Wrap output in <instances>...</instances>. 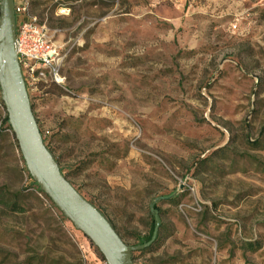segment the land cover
I'll list each match as a JSON object with an SVG mask.
<instances>
[{
  "label": "rangeland",
  "instance_id": "obj_1",
  "mask_svg": "<svg viewBox=\"0 0 264 264\" xmlns=\"http://www.w3.org/2000/svg\"><path fill=\"white\" fill-rule=\"evenodd\" d=\"M29 1L61 51L62 84L29 86L46 145L127 244L159 211L135 264H264V0ZM5 117L0 264H107Z\"/></svg>",
  "mask_w": 264,
  "mask_h": 264
},
{
  "label": "water",
  "instance_id": "obj_2",
  "mask_svg": "<svg viewBox=\"0 0 264 264\" xmlns=\"http://www.w3.org/2000/svg\"><path fill=\"white\" fill-rule=\"evenodd\" d=\"M0 86L9 124L28 172L40 190L97 247L107 264H135L134 254L151 248L158 239L159 211L152 208L156 219L152 240L143 245H129L66 178L45 143L19 62L15 0H0Z\"/></svg>",
  "mask_w": 264,
  "mask_h": 264
},
{
  "label": "built area",
  "instance_id": "obj_3",
  "mask_svg": "<svg viewBox=\"0 0 264 264\" xmlns=\"http://www.w3.org/2000/svg\"><path fill=\"white\" fill-rule=\"evenodd\" d=\"M15 10L17 53L28 91L29 86L47 78L61 85V51L51 41L47 27L32 16L29 0H15ZM4 106L0 86V109Z\"/></svg>",
  "mask_w": 264,
  "mask_h": 264
},
{
  "label": "trees",
  "instance_id": "obj_4",
  "mask_svg": "<svg viewBox=\"0 0 264 264\" xmlns=\"http://www.w3.org/2000/svg\"><path fill=\"white\" fill-rule=\"evenodd\" d=\"M4 110H5V114H6V117H5V123L6 124H8V129L11 131V132H13L12 131V128H11V126L9 125V118H8V113H7V111H6V108H5V106H4V108H3ZM13 138H14V140L17 142V140H16V137L14 136V134H13ZM18 143V142H17ZM18 147V149L20 150V148H19V145L17 146ZM49 148V147H48ZM49 150L52 152V150L49 148ZM53 153V152H52ZM56 158V157H55ZM24 160V159H23ZM58 161V160H57ZM58 163H59V161H58ZM59 165H60V163H59ZM60 167H61V165H60ZM62 169V172L64 173V169L63 168H61ZM25 170L26 171H28V169L27 168H25ZM65 175V174H64ZM66 176V175H65ZM66 178H67V176H66ZM68 179V178H67ZM29 180L32 182V184L33 185H35V186H38L35 182H34V180L32 179V177L30 176V174H29ZM39 193L42 195V196H45L46 198H48L41 190H40V188H39ZM0 206H3V207H8V203H6L5 202V200H4V197L3 196H1L0 195ZM12 211H17V209L16 208H14ZM112 224V223H111ZM155 225H156V219H155ZM114 227V226H113ZM115 228V227H114ZM116 229V228H115ZM120 235V234H119ZM152 238H153V236H150V237H148V238H142V239H140V243L138 244V245H143V244H146V243H149L151 240H152ZM157 242V241H156ZM155 242V243H156ZM150 249V248H149ZM148 250V249H147ZM105 260V259H104ZM134 261H135V257H134Z\"/></svg>",
  "mask_w": 264,
  "mask_h": 264
}]
</instances>
